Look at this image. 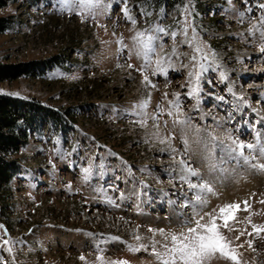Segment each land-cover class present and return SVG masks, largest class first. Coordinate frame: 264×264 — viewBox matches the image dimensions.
Instances as JSON below:
<instances>
[{
	"label": "rangeland",
	"instance_id": "374dc122",
	"mask_svg": "<svg viewBox=\"0 0 264 264\" xmlns=\"http://www.w3.org/2000/svg\"><path fill=\"white\" fill-rule=\"evenodd\" d=\"M262 5L101 0L77 14L61 11L60 0L36 6L11 0L1 8L11 27L0 33V62L56 56L61 64L36 78L0 81V93L38 102L61 120L44 125L12 157L20 173L0 208V264H158L150 242L162 243L163 236L148 230L181 231L182 216L192 212L183 205L198 191L181 179L185 165L200 174L192 183L212 188L200 193L207 204L196 210L218 214L239 203L230 223L245 234L239 240L238 231L223 234L233 247L244 245L242 262L264 264V232L257 237L252 228L264 225V171L251 166L264 164ZM156 27L168 34H158L152 64L141 73L145 61L134 52L129 58L133 37ZM161 58L166 74L153 75ZM228 137L256 145L244 152L254 159L246 163L229 152ZM209 264L232 262L217 254Z\"/></svg>",
	"mask_w": 264,
	"mask_h": 264
},
{
	"label": "snow or ice",
	"instance_id": "6c2138e0",
	"mask_svg": "<svg viewBox=\"0 0 264 264\" xmlns=\"http://www.w3.org/2000/svg\"><path fill=\"white\" fill-rule=\"evenodd\" d=\"M101 0H60L61 11H69L73 13L83 12L85 9L93 11L95 8L99 7ZM261 7H264L262 5ZM243 15V13H241ZM132 20V23L135 24V20L129 17ZM261 24H264V17L261 18ZM255 27V26H254ZM188 29H184L185 35H187ZM194 31V30H193ZM251 31V29H250ZM159 33L168 34L165 29L156 27L151 30H144L137 32L133 37V49L129 52V58L135 53L137 58L143 59L145 62L141 65L140 69H137L141 73H144L152 64V57L156 53L157 42L160 39ZM171 36L175 38L176 33L172 32ZM261 37L264 38V32H261ZM162 46V45H161ZM191 47V44H189ZM261 51H264V44L261 45ZM194 52L202 54L203 59H207V56L203 54V49L196 47ZM175 54V49H173V55ZM170 59V57H169ZM192 60H196V56H192ZM156 67L152 70V74L156 75L157 73H165L167 71V66L165 64V59H157L155 61ZM130 68L133 65H128ZM201 69L204 68V65H199ZM195 75L199 76V73ZM189 76H193V72H189ZM144 81L148 84L151 83L149 77L144 75ZM154 87V85H153ZM192 93H190L191 95ZM167 95V94H165ZM178 95V94H177ZM171 103V102H170ZM141 108L145 107L144 105L139 106ZM175 107H179L178 104ZM160 112L157 113V116ZM169 115L172 113L169 112ZM156 119V117H154ZM178 123H185L186 121H177ZM231 143L227 146L228 151L231 152L234 156H238L244 160L246 163H250L254 157L251 155H245V149L249 152L257 151V146L254 144H245L241 141L232 139L228 137ZM185 143H187L185 141ZM259 154L264 156V145L259 146ZM181 164H184V161H181ZM253 168L260 171H264V164H252ZM85 173L89 172V169H84ZM186 172L187 175L182 176L183 179L189 186L190 190H198L193 200H188L183 207L192 208L190 215L182 216L179 227L181 231L179 232H166L164 229H149L148 231L152 232L154 235L159 232L163 236V242L151 241L152 252L155 255L158 264H209V261L219 254L220 258L229 260L232 264H247V262H242L240 257L242 253L238 251L239 248H242L244 245H237L236 247L232 246V241L229 240L224 234V230L229 232L238 231V235L235 237L236 240H239L240 236L244 235V231H240L233 226L232 222H236V217L234 213L240 210L239 203L226 204L219 209L217 214L215 209L211 212H202L197 211V207L203 209L207 204V201L202 198L200 195L201 192L208 191L211 192L212 188L206 182L192 183L190 177L200 178V174L195 170L187 167L182 169ZM264 202V201H262ZM244 210L247 211L249 208L248 202L244 201ZM249 223H251L250 217L247 218ZM253 233L259 237L261 232H264V225H252ZM253 233H248L249 236ZM137 240L142 239L140 236H136ZM9 240H4L3 244L8 245ZM159 243L160 249L157 250V244ZM248 247L255 251L252 248V240L245 241ZM147 245H140V248L147 250ZM130 250H139L132 248ZM8 251L11 252V248H8ZM83 259V257H81ZM102 259V257H98ZM113 264H127L126 261H116Z\"/></svg>",
	"mask_w": 264,
	"mask_h": 264
},
{
	"label": "trees",
	"instance_id": "16d2710c",
	"mask_svg": "<svg viewBox=\"0 0 264 264\" xmlns=\"http://www.w3.org/2000/svg\"><path fill=\"white\" fill-rule=\"evenodd\" d=\"M11 0H0V9ZM16 1V0H15ZM27 1V0H26ZM43 0H28L38 5ZM155 4L172 6L181 0H153ZM11 19L0 16V33L8 31ZM55 64H61L58 57L53 56L45 61H29L19 63L0 62V81H12L21 77H39ZM59 113L42 106L38 102L0 93V208L6 206L8 195L5 191L12 179L20 173L19 161L12 158L28 143L29 138L44 125L57 124Z\"/></svg>",
	"mask_w": 264,
	"mask_h": 264
}]
</instances>
